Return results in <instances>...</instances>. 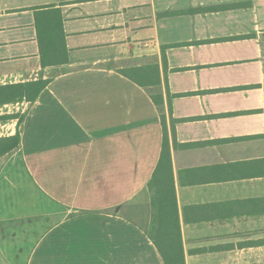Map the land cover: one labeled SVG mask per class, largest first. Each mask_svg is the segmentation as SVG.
<instances>
[{
  "label": "crops",
  "instance_id": "obj_1",
  "mask_svg": "<svg viewBox=\"0 0 264 264\" xmlns=\"http://www.w3.org/2000/svg\"><path fill=\"white\" fill-rule=\"evenodd\" d=\"M152 65L159 87L121 73ZM163 119L175 202L151 187ZM16 135L0 264H164L171 208L186 264H264V0H0V139Z\"/></svg>",
  "mask_w": 264,
  "mask_h": 264
},
{
  "label": "trees",
  "instance_id": "obj_2",
  "mask_svg": "<svg viewBox=\"0 0 264 264\" xmlns=\"http://www.w3.org/2000/svg\"><path fill=\"white\" fill-rule=\"evenodd\" d=\"M68 61L67 56L61 58V63L64 64ZM43 66L57 65L56 62H49L48 57L42 56ZM164 64L166 66V58H164ZM167 69V68H166ZM122 75L136 83L143 88H155L161 85L160 68L157 65H152L142 68H132L121 71ZM36 93L32 96L31 100H35L37 94L42 91L47 82H39ZM30 97V95H28ZM154 103L157 106L164 105L163 94H157L153 96ZM164 123V143L162 149L161 159L158 167L153 175L151 187L156 190L158 196L164 194L169 201L175 202V188L173 182L171 150L169 142V134L166 127L165 119ZM176 120H172V130L175 133ZM20 135H16L10 138L0 139V157L5 156L17 149L20 145ZM171 204H173L171 202ZM175 206V205H174ZM165 215H161L158 220L157 227L153 228L152 237L156 244V247L161 253L164 264H186L184 258V247L181 237L180 227L177 221L176 210L173 208L166 211Z\"/></svg>",
  "mask_w": 264,
  "mask_h": 264
}]
</instances>
